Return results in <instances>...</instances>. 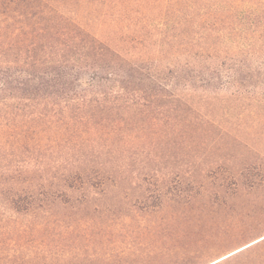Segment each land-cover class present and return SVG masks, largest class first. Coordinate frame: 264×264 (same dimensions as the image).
Wrapping results in <instances>:
<instances>
[{"label":"trees","instance_id":"obj_1","mask_svg":"<svg viewBox=\"0 0 264 264\" xmlns=\"http://www.w3.org/2000/svg\"><path fill=\"white\" fill-rule=\"evenodd\" d=\"M235 119L264 123V0H0V264H93L96 202L236 168Z\"/></svg>","mask_w":264,"mask_h":264},{"label":"rangeland","instance_id":"obj_2","mask_svg":"<svg viewBox=\"0 0 264 264\" xmlns=\"http://www.w3.org/2000/svg\"><path fill=\"white\" fill-rule=\"evenodd\" d=\"M250 124H230L241 142L225 141L236 168H165L179 175L168 187L108 192L96 202L105 214L95 216L90 245L81 236L77 250L91 251L93 264H264V123L247 134Z\"/></svg>","mask_w":264,"mask_h":264}]
</instances>
